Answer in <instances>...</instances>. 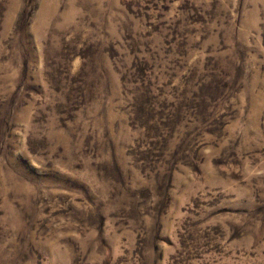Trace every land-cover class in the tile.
I'll list each match as a JSON object with an SVG mask.
<instances>
[{"label": "rangeland", "instance_id": "rangeland-1", "mask_svg": "<svg viewBox=\"0 0 264 264\" xmlns=\"http://www.w3.org/2000/svg\"><path fill=\"white\" fill-rule=\"evenodd\" d=\"M0 264H264V0H0Z\"/></svg>", "mask_w": 264, "mask_h": 264}]
</instances>
